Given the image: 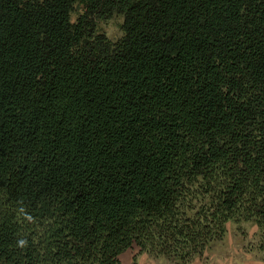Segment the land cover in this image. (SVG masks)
Segmentation results:
<instances>
[{
	"label": "trees",
	"instance_id": "1",
	"mask_svg": "<svg viewBox=\"0 0 264 264\" xmlns=\"http://www.w3.org/2000/svg\"><path fill=\"white\" fill-rule=\"evenodd\" d=\"M243 222L264 253V0H0V264H188Z\"/></svg>",
	"mask_w": 264,
	"mask_h": 264
},
{
	"label": "rangeland",
	"instance_id": "2",
	"mask_svg": "<svg viewBox=\"0 0 264 264\" xmlns=\"http://www.w3.org/2000/svg\"><path fill=\"white\" fill-rule=\"evenodd\" d=\"M83 7L76 5L72 21L76 22ZM124 17L115 15L98 23V31L111 41L118 42L123 36ZM259 231L253 223H230L227 235L212 244L203 257L188 264H264V253L259 250ZM122 264H183L176 260L142 253L135 246L121 256Z\"/></svg>",
	"mask_w": 264,
	"mask_h": 264
}]
</instances>
